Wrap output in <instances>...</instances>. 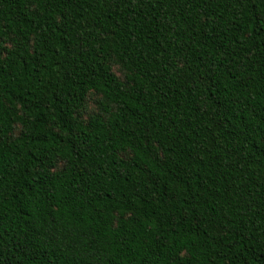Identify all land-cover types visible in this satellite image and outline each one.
<instances>
[{"label": "trees", "instance_id": "trees-1", "mask_svg": "<svg viewBox=\"0 0 264 264\" xmlns=\"http://www.w3.org/2000/svg\"><path fill=\"white\" fill-rule=\"evenodd\" d=\"M0 264H264V0H0Z\"/></svg>", "mask_w": 264, "mask_h": 264}]
</instances>
